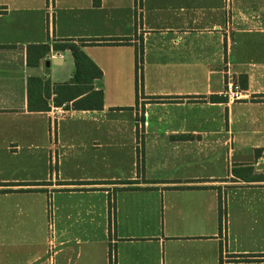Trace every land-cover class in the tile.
Listing matches in <instances>:
<instances>
[{
    "label": "crops",
    "instance_id": "1",
    "mask_svg": "<svg viewBox=\"0 0 264 264\" xmlns=\"http://www.w3.org/2000/svg\"><path fill=\"white\" fill-rule=\"evenodd\" d=\"M65 39L101 108L53 109L68 49L27 63ZM261 165L264 0H0V264H264Z\"/></svg>",
    "mask_w": 264,
    "mask_h": 264
},
{
    "label": "trees",
    "instance_id": "2",
    "mask_svg": "<svg viewBox=\"0 0 264 264\" xmlns=\"http://www.w3.org/2000/svg\"><path fill=\"white\" fill-rule=\"evenodd\" d=\"M91 44L111 43L112 40H90ZM85 44L84 39L73 41L65 39L57 41L49 45L48 43L32 44L27 47V63L31 66L38 64V60L52 51H62L68 49L71 52L74 61V73L69 81L56 84L53 87L55 96L53 98L54 105H61L63 102H70L66 108L70 106L72 109H96L102 107V91L94 89L93 81L101 77L99 67L85 54L82 47ZM30 84H34L39 88L40 93L43 90L45 96L49 95V82L42 81L39 78H31ZM247 85L246 77L240 79V86L245 88ZM142 89V45L136 49L135 58V90L138 94ZM213 98V97H211ZM187 136H182L186 138ZM258 150H256L257 152ZM250 170V168H248ZM129 183V182H126ZM223 210L221 209V214ZM114 212V202L109 201L110 221ZM224 214V213H223ZM224 216V215H222Z\"/></svg>",
    "mask_w": 264,
    "mask_h": 264
},
{
    "label": "built area",
    "instance_id": "3",
    "mask_svg": "<svg viewBox=\"0 0 264 264\" xmlns=\"http://www.w3.org/2000/svg\"><path fill=\"white\" fill-rule=\"evenodd\" d=\"M136 8H138L137 4H136ZM241 90L242 89H241L239 82L235 79H231V80H228V83L226 85L225 90L222 92V95L226 97L228 100L234 101L240 98ZM66 106H67L66 103H62L61 105L53 107V109L55 110L56 113L61 115L65 111ZM48 212H49V209H48ZM222 225H223L222 231H224V220H223Z\"/></svg>",
    "mask_w": 264,
    "mask_h": 264
},
{
    "label": "water",
    "instance_id": "4",
    "mask_svg": "<svg viewBox=\"0 0 264 264\" xmlns=\"http://www.w3.org/2000/svg\"><path fill=\"white\" fill-rule=\"evenodd\" d=\"M49 64V62L48 61H46V65H48ZM257 169H263L264 168V165H261V166H259V167H256Z\"/></svg>",
    "mask_w": 264,
    "mask_h": 264
}]
</instances>
